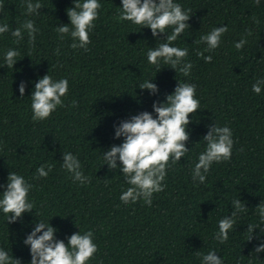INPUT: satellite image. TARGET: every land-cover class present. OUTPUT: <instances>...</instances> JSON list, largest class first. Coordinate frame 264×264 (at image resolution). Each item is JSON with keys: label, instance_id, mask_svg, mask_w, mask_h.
Here are the masks:
<instances>
[{"label": "trees", "instance_id": "1", "mask_svg": "<svg viewBox=\"0 0 264 264\" xmlns=\"http://www.w3.org/2000/svg\"><path fill=\"white\" fill-rule=\"evenodd\" d=\"M39 2L41 14L27 16L26 0H0V25L15 29L30 19L39 30L34 47L26 31L19 44L11 32L0 35V195L13 171L33 185L28 199L35 205L11 224L0 211V248L21 264H31L30 247L23 241L39 220L57 229L56 238L65 244L72 234L93 231L98 252L88 264H201L195 253L212 250L224 264H264V252L254 251L264 243V223L254 211L264 201V85L259 95L252 91L256 80L264 79V0H174L191 10L189 29L172 44L188 49L189 77L167 65L156 73L147 52L165 42L167 34L158 41L150 29L121 21V0H98L102 7L86 52L73 50L70 36L61 40L56 32L58 26L70 25L66 10L74 0ZM220 26L228 32L214 52L204 53L212 55V62L205 63L196 53L207 45L195 41ZM241 39L247 43L237 50ZM8 49L20 52L12 69L3 67ZM47 74L54 81L68 80L65 107L34 122L30 97L35 82ZM145 80H153L157 95L138 87ZM177 81L195 84L200 102L189 117V152L167 170L166 188L154 194L151 207L142 200L123 204L120 196L129 185L119 161L110 170L102 158L123 143L115 138L114 126L142 112L155 118L153 103H165ZM21 82L26 84L23 97ZM213 125L231 129V160L214 163L205 183H194L192 170ZM65 152L78 157L89 183L73 182L61 167ZM49 163L54 167L48 177L34 179L36 169ZM237 198L249 211L236 218L235 230L220 244L214 238L219 221L231 214ZM248 224L258 226L250 242Z\"/></svg>", "mask_w": 264, "mask_h": 264}, {"label": "clouds", "instance_id": "2", "mask_svg": "<svg viewBox=\"0 0 264 264\" xmlns=\"http://www.w3.org/2000/svg\"><path fill=\"white\" fill-rule=\"evenodd\" d=\"M260 0H256L259 4ZM122 7L119 13L121 21L131 22L139 26L140 29H150L152 36L159 41V37L166 35V41L157 43L155 48H149L147 60L154 66L156 73L160 72L162 65L169 66L179 72L184 77H189L192 63L185 62L188 56L187 48L172 46L173 42L189 29V14L191 10L185 11L181 4L174 0H121ZM27 16H39L43 5L37 0H26ZM4 5L0 4V9ZM101 4L98 0H74V6L66 10L70 25H61L56 28L59 39L63 40L70 36L73 43L70 47L73 50L83 49L88 51L91 43L90 34L95 28V22L99 19ZM255 21V17H253ZM258 22V21H255ZM169 29L171 32L169 33ZM27 32L28 43L34 47L36 33L39 31L35 27L34 20H25L20 27L11 29L9 24L0 25V35L11 32L14 43L19 44L23 40V33ZM228 32L227 26L213 28L210 33L202 35L196 44H206L202 51H197V56L205 61L212 62V55L205 56V52H214L221 43L222 36ZM248 32V35H251ZM247 43L246 39H241L235 44L237 50H241ZM60 50H56L59 55ZM20 52L15 49H8L4 55V65L12 69L17 63ZM153 80H145L138 87L147 90L151 95H157L159 89ZM264 79H257L252 85V91L259 95ZM26 84L19 85L20 96L25 94ZM31 94V111L34 122H43L57 111L58 108L65 107L64 98L69 91V82L66 78L54 81L47 74L39 78L34 85ZM196 85L177 81L174 92L166 96V102H154L152 113L142 112L132 116L128 120L121 121L115 127V138H123V143L113 145L107 150L102 158L110 170L118 168L122 172L129 187L120 196L123 204H135L143 201L148 207L152 206L154 194L165 190L164 183L167 170L180 162L185 157L189 149L186 147L190 138L187 131L188 125L192 123L190 116L197 113L200 102L195 98ZM72 107L77 106L76 101H72ZM233 133L228 126L220 127L213 125L209 128L203 142L206 143L205 150L199 154L198 162L192 170V180L204 184L212 165L214 163H226L231 160L234 146ZM243 151V149H241ZM63 163L61 167L70 174L73 182L81 185L89 183V177L82 171V165L77 156L71 152L62 155ZM54 165L49 163L41 165L36 169L34 179H46L53 170ZM47 169V170H46ZM7 184L2 195H0V211L5 216L8 224L22 220L25 213L33 212L35 207L28 197L33 185L28 183L22 175L11 171L7 177ZM233 211L229 216L222 218L218 224V231L215 233V240L224 244L229 239V232L235 230L236 218L241 213H247L249 209L240 198L232 201ZM255 213L259 215L264 223V201L255 208ZM36 214V213H35ZM258 226L247 225V241H251L254 230ZM57 229L50 223L37 221L32 232L27 235L23 243L30 247L31 264H88L95 258L98 252V245L94 243V233L91 230L72 234L68 238L67 244L56 238ZM255 253L264 252V243L255 247ZM201 257V264H224L222 258L215 250L209 251L206 255L195 253ZM0 264H21L19 259H14L9 252L0 248Z\"/></svg>", "mask_w": 264, "mask_h": 264}]
</instances>
